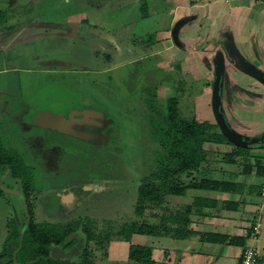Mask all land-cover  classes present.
Masks as SVG:
<instances>
[{
    "label": "rangeland",
    "instance_id": "obj_1",
    "mask_svg": "<svg viewBox=\"0 0 264 264\" xmlns=\"http://www.w3.org/2000/svg\"><path fill=\"white\" fill-rule=\"evenodd\" d=\"M16 1L18 0H0V10L6 9L10 3ZM142 1L43 0L36 7V14L23 16L29 23L26 20L23 21L25 26L17 34V41L34 42L36 54L40 51L44 55L25 60L29 55L23 54L27 51H21L19 54L15 52L10 54L11 51H8V57H3L0 52V91L4 90L5 94L11 92L17 95L18 99L27 102L26 105L34 106L38 103L41 105V110L48 108L51 104L54 105L56 101L78 97L81 94L84 98L93 97L107 103L116 115L110 122L113 133L98 132V136L86 142L87 145L83 144L85 142L82 139L64 135L53 128L33 124L27 126L25 122L21 124L16 121L7 123V129L9 126L12 128L13 138L11 140L4 137L0 143L4 148L14 147V150L21 153L34 170L40 172V175L35 172L37 192L28 194L25 198L31 203L34 214L41 222H68L90 217L98 221L100 225L105 220L110 221L111 231L115 233L120 224L131 218L135 219L134 221L147 220L149 223L158 221L149 216L139 218L133 208L139 182L144 175L153 170L154 153L159 149L158 144L150 138L147 128L149 117L152 115L156 118L158 115L154 113V110L164 109L166 99L177 95L180 109L185 116L192 115L198 121L206 120L215 124L216 117L212 102L213 79L215 71L218 72L221 69L216 65L218 64L216 57H219L218 60L222 59L221 65L224 63L221 66L224 73V81L221 85L223 105H221L227 122L243 138L246 145L253 147L264 145V82L239 69L237 56H232L226 51L225 46L229 44L235 48L237 45L238 49L241 48L240 42L234 41L237 36L232 37L229 42L228 37L234 33L225 34L228 33L227 29L217 28L219 31L217 35L204 43L209 44L207 47H202L200 40L194 42L186 40L181 33L179 37L183 40L179 41H182L184 47L186 42L189 44L184 50L178 47L171 50L164 45L167 50L162 48L159 54L156 51L160 46L154 45L155 39L164 26L168 25L167 29L171 30L172 26L169 28L171 16L168 15L167 9L172 5L164 4L165 0H159L161 3L150 0L152 15L144 17L141 11ZM155 2L159 4L156 5ZM14 12H18V9ZM73 21L79 22V25L69 28L68 25ZM33 22H37V25L32 24ZM46 23L57 24L58 27H63L65 32L60 34L59 28H47L44 26ZM167 35L169 43L171 42L169 33ZM218 35H221L220 41L214 42L213 39ZM150 37L152 41L148 40ZM120 38L124 40L120 41ZM114 41L121 42L118 50L111 49V43ZM146 41V44L150 42L153 44L145 48L143 42ZM251 43L253 38L245 43L248 49L251 48ZM217 44H219L218 47H216ZM253 53V60L249 61L259 70L264 71V58L262 57V64L256 59L261 53L254 45ZM116 54L119 58H115ZM241 54L244 55L242 52L238 55L242 56ZM106 55L111 58L106 59ZM119 61L124 62L121 63L123 65L112 69V65ZM30 64L59 68V72L57 70L56 74L35 77L28 69L32 67ZM177 66L180 67L179 70ZM213 67L215 73L212 72ZM66 68L75 70L64 73ZM156 69L160 72H156ZM75 78L78 81H74ZM18 80L21 81L20 88ZM149 87H155V91L151 93L153 111L150 108L148 110L146 104L149 96L145 89ZM181 87L182 89L178 91ZM30 106L26 108L29 113L32 111ZM69 143L81 145L73 149ZM94 144L97 145L94 147ZM212 148L215 154H211L210 157L214 161L212 165L217 168V172L212 171L210 175L222 179L227 178L231 172V176L234 174L236 176L233 181L240 184L238 190L232 193L234 196L231 194L229 199L242 191H247L250 186L244 187L241 183L247 179H250L248 181L255 179V184H258L263 191L264 178L256 176L253 172L252 177L244 174V164L241 159L237 158V162L231 164H226V161L222 160L224 152L231 151L232 147L221 145V147L213 146ZM42 154L44 158L41 157ZM256 155L264 159V149L254 148L251 151L252 158L250 157L249 163L253 164V157ZM62 161L63 168L62 165L59 166L58 174V169L54 170V167L50 165L57 167ZM218 168L224 170L223 172L226 173L224 177L221 176L222 172L219 173ZM3 176L4 173L0 172V181ZM69 178L73 180H67ZM182 179L184 182L188 181L183 177ZM13 188L17 192L16 195L7 191V197L12 201L11 209L15 211L16 219L20 220L18 217L21 215L20 210L25 207L24 196L21 194L19 182H15ZM257 188V185L253 186V190ZM203 191L205 190H201ZM195 193L198 192L195 191ZM170 197H166L168 200H165L160 207L153 209L154 212L165 215L174 213L177 209L171 205L173 203ZM191 199L188 196L180 201L184 203ZM230 201L236 202L238 211L243 210L242 200L231 199ZM8 209L10 210L9 207ZM223 209L216 207L208 211L204 214V220L207 221L209 218L208 221H210L213 217H219L217 215H221L224 212ZM259 211L262 213V210ZM237 214L228 213L233 216ZM3 218L4 216L1 219ZM2 226L0 223V240L5 235V229ZM79 235L77 233L74 238H78ZM138 236L133 234L129 242L111 241L107 249L95 243H90L87 248L96 264H127L130 244H144L153 248L149 240L154 239L153 236L144 235V242ZM65 242L66 240L62 244ZM169 245L171 244L168 239L160 240V243L155 244L156 248L159 246L166 248ZM51 256L54 258L52 252ZM175 258L177 256L174 254Z\"/></svg>",
    "mask_w": 264,
    "mask_h": 264
},
{
    "label": "trees",
    "instance_id": "obj_2",
    "mask_svg": "<svg viewBox=\"0 0 264 264\" xmlns=\"http://www.w3.org/2000/svg\"><path fill=\"white\" fill-rule=\"evenodd\" d=\"M141 11L142 16H149L146 0L141 3ZM4 16L5 14L0 12V19ZM151 39V37L148 38L152 41ZM177 69L179 70L180 67L177 66ZM219 74L222 76L223 82L224 73L219 72ZM181 89L182 87L178 88V91ZM153 91L155 90L151 87L145 89L149 96L146 104L148 110L150 108L152 111L151 93ZM180 108L178 96L169 97L165 101V108L159 111L154 110L158 116L155 118L150 115L147 123L150 138L158 144L159 149L154 153L153 170L146 176L144 175L139 182L133 208L139 218L149 216L157 218L158 221L149 223L147 220L134 221L135 219L131 218L120 224L117 232L113 233L110 221L105 220L100 225L98 221L90 217L62 223L41 222L32 218L23 231L14 225L11 226L12 230L7 239L13 242V249L10 251L4 249L3 252H6L2 253L1 257H7V263H11L14 261L15 254V262L18 264H96V261L90 257L87 248L90 243L103 245L107 249L106 247L111 241L129 242L133 234L173 238H187L196 234L188 228L189 216L199 209H215L216 200L197 196L190 204L183 205L176 211L174 210V213L167 215L158 214L153 209L164 204L168 196H184L188 189L222 193H233L238 190L240 184L233 181L231 172L228 174V179L224 177L226 173L220 168H218L219 173L222 172L221 176L224 178L217 179L210 175L212 171L217 172V168L212 165L214 161L210 157L211 154H215L213 146L217 148L221 145L232 147L231 151L224 152L222 156V160L226 161V164L235 163L239 158L244 164V174L249 175L253 172L256 176L264 178L263 157L256 155L253 157V164L249 163L251 151L254 148L264 149V145L261 147L248 146L244 140L235 143L221 129L217 120L215 124L206 120L198 121L192 115L185 116ZM223 116L225 117L224 112ZM231 129L233 128L231 127ZM234 132L238 134L236 131ZM0 166L10 170L12 177L19 180L24 193L34 192L35 185L31 167L24 163L20 153L4 148L1 143ZM182 177L188 181L184 182ZM226 204L228 209L237 206L236 202H227ZM77 233L83 236L85 241L81 255L77 258L68 256H63V258L54 256L53 258L51 256L52 246H58L64 240H69L67 245L73 244L77 239V237L74 238ZM200 236L201 239L213 243L229 242L238 245L244 243V238L229 240L228 236L218 233H204ZM127 260V264H154L152 248L130 244Z\"/></svg>",
    "mask_w": 264,
    "mask_h": 264
},
{
    "label": "crops",
    "instance_id": "obj_3",
    "mask_svg": "<svg viewBox=\"0 0 264 264\" xmlns=\"http://www.w3.org/2000/svg\"><path fill=\"white\" fill-rule=\"evenodd\" d=\"M157 1L161 3L159 0ZM146 2L147 7L149 6L148 11L150 16L152 15L150 0H146ZM159 3L155 2L156 5ZM164 4L172 5V7L167 9L169 10L168 15L171 16L169 28L172 26V29L178 20L185 19V23L182 24L179 29L178 37L179 34L182 33L186 40H190L192 42L200 40L201 46L207 47L209 44L204 43L213 38L214 35H217V32H219L217 28H224L225 30L227 29L228 32L225 34H230L231 32L234 33L233 35L231 33L232 36L230 35L231 37H228L229 42L232 37L237 36L236 39L234 38V41L238 40L240 42L239 46L241 47V50L237 48L238 45L236 46L237 50H235L236 48L232 44H229V47L233 46L232 49L238 51L237 53H244V55L241 54L242 57H244L251 64L249 60H253L252 55L254 54V45V47L261 53L259 58H255L262 64V57L264 58V3L262 1L165 0ZM167 26H164L162 29H160V32H158V35L156 36L157 38L155 39L154 45L160 46V48L156 51L157 53L159 52V54L161 53L162 48L164 50H172L174 48L172 42H169L171 44L170 45L167 40V34L169 33L170 36L171 31L170 29H167ZM220 37L221 35H218L215 39H213L215 40L214 42L220 41ZM179 38V40L182 39V37ZM252 38L253 43L250 44L251 48L248 49L245 43H248V41H250ZM169 40L171 41V37ZM221 41L224 42V40ZM181 44H183L182 41ZM185 44L186 46L189 45L187 42ZM164 45L167 47V49ZM218 46L219 44H217L216 47ZM181 48L182 46L179 47V49ZM219 49L222 50L221 48H218V50ZM225 49L227 51V48ZM236 68L238 67L236 66ZM255 68L258 69L256 66ZM212 72L214 73V67ZM248 176L252 177V173H250ZM231 177L233 179L236 176L234 174V176ZM248 180L250 179L241 182L244 187H247L248 185L250 186L247 191H242V193L237 194L234 198H231L234 201L242 200L244 202V208L242 211H238L236 208L227 209L228 207L226 206V203L232 202L230 201L231 199H229L232 193L212 191H203V193L198 189H188L184 196H171L170 198L172 199L173 203L171 205L174 207V209H178L183 205L190 204L195 197L201 196L216 200V207H221L222 209L224 208V212L221 215H217L219 216L217 218L213 217V219L210 221H208V218L207 222L204 220V214H207L208 211L212 210L202 209L194 211L189 216V230L196 234L187 238H173L169 236H153L154 239L150 238L149 240H151L153 247L152 258L154 264H239L242 250L247 244H254L264 257V190L262 191L261 187L258 184H255V179H251V181ZM254 185L258 186L257 190H253ZM195 191L198 193H195ZM232 195L234 196V194ZM188 196L192 198L188 202L183 203L180 201L182 198ZM259 210H262V213H260ZM228 213L238 214L233 216L228 215ZM258 222H260L259 230L254 233L253 226H255ZM204 233H218L220 235L228 236L229 240L231 238H244V243L243 245L230 244L229 242L213 243L201 239L200 234ZM138 235L140 236L142 242H144V234ZM164 239L170 240L171 245L166 248H162V246L156 248L155 244L160 243V240ZM174 254L177 256L175 259ZM166 256L167 258H165Z\"/></svg>",
    "mask_w": 264,
    "mask_h": 264
},
{
    "label": "flooded vegetation",
    "instance_id": "obj_4",
    "mask_svg": "<svg viewBox=\"0 0 264 264\" xmlns=\"http://www.w3.org/2000/svg\"><path fill=\"white\" fill-rule=\"evenodd\" d=\"M43 0L37 1V0H18L16 2H12L7 6L6 9H1L0 12H3L5 14L4 18L0 19V52L4 56L8 57V51H11L10 54L15 52L16 54H19L21 51H27L23 55H29L25 60H31L35 59L36 57H41L44 55L43 52L39 51V54H36V51L34 50L35 48V43L32 41H27V42H22V41H17V34L20 32V30H23L26 19L23 18V16H28L32 14H36L35 10L38 4H40ZM18 9V12H14L15 10ZM5 10V11H2ZM83 20V19H82ZM27 23L28 19L26 20ZM83 22V21H81ZM32 24L37 25V22H33ZM23 25V26H22ZM79 25V22L73 21L72 24H69V28H74ZM44 26L47 28H53V29H60V34L64 33L65 31L63 30V27L60 28L58 27L59 25H50V23H46ZM51 32V31H50ZM122 35V34H121ZM117 37V36H116ZM123 38H120V41ZM124 40V39H123ZM122 40V41H123ZM153 40V39H152ZM171 42L173 47H177V45L173 42L171 38ZM119 41H114L111 43V49L118 50L120 46ZM143 47L147 48L146 46H149L150 44H146V42H143ZM123 45V43H122ZM142 45V44H141ZM182 48L181 50H184L185 47L181 45ZM137 47H141L137 45ZM128 48V47H126ZM179 48V47H178ZM159 53V52H158ZM23 55H17V56H23ZM110 59L111 56L106 55ZM115 58H119V55H115ZM126 62V61H125ZM186 62V61H185ZM124 63L122 61L117 62L115 65H112V69L119 67ZM161 62H159L160 64ZM32 65V64H30ZM31 70V75H35V77H38V75L42 76H47L51 74H56L57 70L56 68H49L48 66L44 65H32L31 68H28ZM75 69L74 68H66L64 73H71ZM258 70V69H257ZM59 72V70H58ZM156 72H160L159 69H156ZM59 74V73H58ZM62 74V73H61ZM52 77H55L52 75ZM49 79V78H48ZM74 81H78L76 78ZM18 85L19 88L21 86V81L18 80ZM156 87V86H155ZM154 87V88H155ZM10 95V96H8ZM21 95V94H20ZM22 96V95H21ZM26 101L23 99H18L17 95H14L13 93L9 92L7 94L4 93V90L0 91V142L2 141V138L8 137L12 140V128L9 126L7 129L6 125L7 123H11L16 121L17 123L23 124L25 122L27 126H30V124L37 125L39 127H46V128H53L54 130H58L64 135H69L72 138L75 139H82L86 144V142H90V138L98 136V132L101 134L103 132L109 134L113 133L112 129V118H115V114L113 113L114 111L110 109L109 105L107 103H104L103 101H100L96 98L89 97V98H84L81 94L78 95V97H72V98H67L63 99V101H56L55 104H51L48 106V108L41 110L40 104H35L33 105H26ZM56 105V106H55ZM130 105V104H129ZM136 106V104H134ZM30 106L32 108V111L29 113V110L26 108ZM129 107V106H128ZM77 108V109H76ZM77 110V111H76ZM141 111V110H140ZM41 112H51L53 115H48L45 117L47 120L46 126L41 125L38 123H35L33 120L34 118L39 115ZM32 113V114H31ZM84 113V114H83ZM30 114L32 115L30 117ZM76 116V117H75ZM81 116V117H80ZM11 119H14L11 121ZM2 143V142H1ZM58 144H60L58 142ZM70 147L73 149H77L80 143L77 145H72L70 144ZM97 144H94V147ZM6 149H10L11 151L18 152L14 150V147H9ZM19 153V152H18ZM21 154V153H20ZM21 157L24 161V163L28 166L31 167L32 172H33V177H34V185H35V190L34 192H26L24 193L21 187V183L19 182L18 179L13 178L10 170L8 169H3L0 166V172L4 173V176L2 177V184L0 183V223H2V227L5 229V235L3 233V238L0 240V264H14L15 262V254H14V261L11 263H7V257H1L2 253H5L6 251H10L13 249V242L8 241V236L10 235L11 226L14 225L18 228L21 229V231L24 230L25 227L28 226L30 220L32 218H35L37 221V216L34 214V210L32 209V205L29 201L26 200L25 197L28 196V194H35L37 192L36 189V183H35V172L36 174L40 175V172L38 170H34L31 165L28 164V162L24 159V157L21 154ZM41 157L44 158L43 154ZM40 162V161H39ZM38 162V163H39ZM63 161L58 164L56 167L55 165H50L51 167L53 166L54 170L58 169V174L60 173V168L59 166L62 165L63 168ZM68 165H66L67 167ZM45 173V172H44ZM69 181H72V178L67 179ZM75 180V179H74ZM15 182H19L20 184V189H21V194L24 196V201H25V207L20 210L21 215L18 217L20 220L16 219L15 217V211L11 209L13 207L12 201L10 198H8L7 191L12 192L13 194L16 195V191L13 188V185ZM58 195V192H56ZM59 196V195H58ZM21 200L22 198L19 197ZM72 199V198H70ZM27 201V203H26ZM72 202V201H71ZM21 206V205H20ZM10 208V210L8 209ZM3 208V210H1ZM22 208V206H21ZM48 212V210H45ZM4 216L3 219H1ZM44 222H50V221H44ZM62 223V222H61ZM1 230V228H0ZM1 235V233H0ZM81 236V235H79ZM70 239V238H69ZM79 240V237L75 240V242L71 245H67L69 243V240H66L64 244H60L58 246H52V254L58 258H63V251H66L70 249L72 246L77 244ZM61 246V247H60ZM85 247V243H84ZM62 250H60V249ZM6 249L5 252L3 250ZM84 250V248H83ZM82 252L79 254L81 255ZM59 252V253H58ZM73 256V257H78ZM70 257V256H69ZM72 258V256L70 257Z\"/></svg>",
    "mask_w": 264,
    "mask_h": 264
},
{
    "label": "water",
    "instance_id": "obj_5",
    "mask_svg": "<svg viewBox=\"0 0 264 264\" xmlns=\"http://www.w3.org/2000/svg\"><path fill=\"white\" fill-rule=\"evenodd\" d=\"M37 1H40V0H37ZM264 3V0H260ZM185 23V19H180L178 20L173 28L171 29V32H170V37L172 38L173 42L178 46L180 47L182 44L181 42L179 41V37H178V33H179V29L181 27L182 24ZM233 46H230L227 45L225 46V48H227V51L228 53H230V55H236L237 58H238V65L240 67V69H242L243 71H245L246 73H248L249 75L253 76L254 78L258 79V80H261L264 82V72H261L260 70H257L255 68L254 65H251L244 57L238 55L239 53H237V51L233 50L232 49ZM219 57H216L218 64H216L217 66H220V70L215 73V76H214V82H213V109H214V115L216 117V120L219 124V126L221 127V129L223 131L226 132L227 136L232 140L234 141L235 143L238 141H242L243 138L236 134L234 132L233 129H231L230 125L228 124L226 118L223 116V112H222V106H221V85H222V76L219 74L222 73V67L224 63H222V65L220 64V62H222V59H219ZM216 66V67H217ZM248 67V68H247ZM217 71V70H216ZM215 71V72H216ZM48 115H53L51 112H41L39 115H37L35 118H34V122L35 123H38V124H41V125H45L46 126V122L47 120L45 119V117H47ZM84 237L83 236H79V240L77 242V244H75L74 246H72L70 249L66 250V251H63L62 254L64 256H77L79 255L83 248H84ZM261 264H264V260L262 261Z\"/></svg>",
    "mask_w": 264,
    "mask_h": 264
},
{
    "label": "built area",
    "instance_id": "obj_6",
    "mask_svg": "<svg viewBox=\"0 0 264 264\" xmlns=\"http://www.w3.org/2000/svg\"><path fill=\"white\" fill-rule=\"evenodd\" d=\"M259 227L260 224L256 223V225L253 226V232L256 233L259 230ZM262 259L263 255L260 250L254 244H247L242 250L241 260L239 264H260Z\"/></svg>",
    "mask_w": 264,
    "mask_h": 264
},
{
    "label": "bare ground",
    "instance_id": "obj_7",
    "mask_svg": "<svg viewBox=\"0 0 264 264\" xmlns=\"http://www.w3.org/2000/svg\"><path fill=\"white\" fill-rule=\"evenodd\" d=\"M65 88H66V87H65ZM66 89H67V88H66ZM65 91H66V90H65ZM65 91H64V92H65ZM74 93H75V92H74ZM74 93H73V94H74ZM78 94H79V93H78ZM76 109H77V108H76ZM76 111H77V110H76ZM83 114H84V113H83ZM75 117H76V116H75ZM80 117H81V116H80Z\"/></svg>",
    "mask_w": 264,
    "mask_h": 264
}]
</instances>
